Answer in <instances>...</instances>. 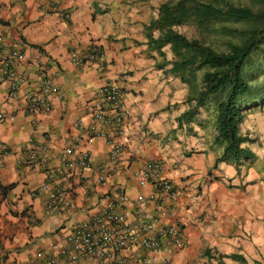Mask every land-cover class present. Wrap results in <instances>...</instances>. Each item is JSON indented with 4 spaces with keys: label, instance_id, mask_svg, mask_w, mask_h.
I'll return each mask as SVG.
<instances>
[{
    "label": "crops",
    "instance_id": "obj_1",
    "mask_svg": "<svg viewBox=\"0 0 264 264\" xmlns=\"http://www.w3.org/2000/svg\"><path fill=\"white\" fill-rule=\"evenodd\" d=\"M156 12L154 0H0V63L10 48L22 52L15 65L26 78L21 95L39 90L40 70L59 89V94L45 95L48 112L30 113L23 97L9 98L8 81L0 72V112L5 114L0 143L7 147L0 153V264H48L45 257L54 246H65L72 227L97 214L120 191L130 200L147 195L150 187L139 186L135 175L154 160L163 164V174L175 186L188 190L177 210L185 247L171 255L169 264H205L201 256L209 248L214 255L218 215L231 222L236 199L246 195L229 187L227 179L235 177V182L236 169L218 160L222 148L208 132L202 110L189 120L182 118L196 91L176 74L171 54L148 46L144 28ZM90 44L103 51L102 60L76 67L70 53ZM105 82L115 83L122 95L121 119L108 128L112 145L100 136L86 141L91 125L104 127L88 105ZM30 138L44 146L43 164L33 169L19 163L31 147ZM114 146L120 150L112 160ZM67 147L76 154L87 151L93 169H108L106 179L97 182L94 170L80 175L76 169L49 178L63 165ZM55 189L64 197L72 195L61 214L45 210Z\"/></svg>",
    "mask_w": 264,
    "mask_h": 264
},
{
    "label": "built area",
    "instance_id": "obj_2",
    "mask_svg": "<svg viewBox=\"0 0 264 264\" xmlns=\"http://www.w3.org/2000/svg\"><path fill=\"white\" fill-rule=\"evenodd\" d=\"M3 42L0 35V46ZM102 58L103 51L95 44H90L85 51L73 50L70 53L71 62L78 68L87 62H100ZM22 59V52L12 47L1 60L0 72L8 81L9 98L15 100L23 97L30 113L48 112L50 103L45 95L59 94V89L53 78L48 77L45 70H40L39 90L31 89L21 95L20 90L26 83V78L16 72L15 65ZM93 96L88 105V112L95 121L103 123L104 127L91 125L86 141L90 142L100 136L112 145L114 142L108 136V128L121 119L120 88L113 82H105L94 91ZM3 119L5 114L0 112V121ZM76 126L83 128L81 120L76 122ZM29 141L31 147L25 150V155L19 163L33 169L43 164L44 146L35 143L32 138ZM119 150L118 146H114L112 160L118 157ZM6 152L7 147L0 143V153ZM66 155L73 158L66 159ZM61 159L63 165L49 172V178L65 177L70 174L71 169H76L80 175L94 170L97 182H103L107 177L108 169L105 166L93 169L87 151H78L76 154L75 148L67 147ZM163 171V164L158 160L141 166L135 180L141 187H150L148 194L130 200L124 191H120L116 198L97 214L72 227L65 237V246H54V253L45 257L48 264H169L171 255L185 247L183 222L178 218L177 210L180 197L188 196V190L185 186H175ZM71 197V193L64 197L59 189H55L46 201L45 210L51 214H61ZM29 264L35 263L30 261Z\"/></svg>",
    "mask_w": 264,
    "mask_h": 264
},
{
    "label": "trees",
    "instance_id": "obj_3",
    "mask_svg": "<svg viewBox=\"0 0 264 264\" xmlns=\"http://www.w3.org/2000/svg\"><path fill=\"white\" fill-rule=\"evenodd\" d=\"M157 10L158 16L144 28L147 44L161 54L171 49L172 68L196 91L188 98L191 106L182 118L189 120L197 116L211 99L215 106L214 143L222 147L218 160L232 157L239 162L241 157L250 155L249 149L241 146L244 139L240 134L244 115L239 102L250 89L244 69L249 58L264 44V8L255 11L232 3L217 6L199 0H177L174 5L163 3ZM218 19L247 20L253 24L240 32V42L229 43L226 50L188 38L177 29L184 24L199 26ZM199 71L202 74L198 80Z\"/></svg>",
    "mask_w": 264,
    "mask_h": 264
},
{
    "label": "rangeland",
    "instance_id": "obj_4",
    "mask_svg": "<svg viewBox=\"0 0 264 264\" xmlns=\"http://www.w3.org/2000/svg\"><path fill=\"white\" fill-rule=\"evenodd\" d=\"M176 1L154 0V3L158 9L163 3L174 5ZM199 1L217 6L232 3L248 6L255 11L264 8L261 0ZM155 15L154 18L158 16V10ZM252 24L247 20L218 19L204 22L199 26L184 24L177 29L188 38L200 39L218 50H226L229 43L240 42V32L250 28ZM166 51L174 57L171 49ZM201 74L202 71L197 73L198 80ZM244 74L250 89L239 102L244 115L240 134L244 139L241 146L247 147L250 155L241 157L239 162L232 157L226 161L233 164L238 179L231 183L235 177L229 176L227 179L229 187L240 190L246 198L236 199L237 208L235 207L231 213L233 219L231 222L225 220V215H218L216 222L218 228L215 234L218 237V244L214 249V255H210L209 248L205 255L201 256L207 259L205 264H264V44L249 58ZM210 100L201 109V117L208 125V132L212 134L214 140L215 131L212 123L215 118V106Z\"/></svg>",
    "mask_w": 264,
    "mask_h": 264
}]
</instances>
